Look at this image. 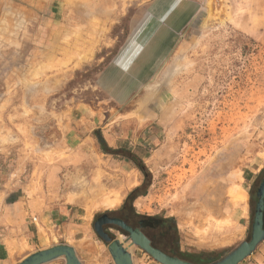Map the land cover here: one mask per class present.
Segmentation results:
<instances>
[{
	"label": "rangeland",
	"instance_id": "obj_1",
	"mask_svg": "<svg viewBox=\"0 0 264 264\" xmlns=\"http://www.w3.org/2000/svg\"><path fill=\"white\" fill-rule=\"evenodd\" d=\"M263 180L264 0H0V240L22 245L5 264L61 244L116 264L103 214L211 263L252 238Z\"/></svg>",
	"mask_w": 264,
	"mask_h": 264
},
{
	"label": "water",
	"instance_id": "obj_2",
	"mask_svg": "<svg viewBox=\"0 0 264 264\" xmlns=\"http://www.w3.org/2000/svg\"><path fill=\"white\" fill-rule=\"evenodd\" d=\"M259 195L260 198L253 225L252 238L249 241L242 242L233 251L221 259L207 264H239L247 256L251 255L258 244L264 240V181L261 185ZM104 221L105 220L103 218L99 219L95 223V230L105 241L109 242V250L115 263L134 264L132 253H130L128 248L125 247V244L119 239L112 240L111 237L104 231ZM109 221L119 224L129 233L125 243H130L129 245L131 246H139L162 264H197L169 255L161 249L154 247L149 238L139 228H133L119 219H109ZM61 257L66 259V264H83L77 255L76 249L73 246L66 244L56 245L51 248L35 252L27 256L19 264H44Z\"/></svg>",
	"mask_w": 264,
	"mask_h": 264
},
{
	"label": "flooded vegetation",
	"instance_id": "obj_3",
	"mask_svg": "<svg viewBox=\"0 0 264 264\" xmlns=\"http://www.w3.org/2000/svg\"><path fill=\"white\" fill-rule=\"evenodd\" d=\"M258 197L260 198V195L259 194H258ZM102 218L105 220L104 223H103V229L111 237L112 240L120 239V241H121V238H120V235H122L121 232L124 234L123 236L125 237V240L129 236V233L122 226H120L119 224H117L115 222L109 221V219H119V220L125 222L127 225H129V226H131L133 228H139L149 238V240L151 241V244L154 247H156L155 244H154L153 236H151L150 233H148L146 231V229L156 230L157 225H155L152 221L146 220L144 218H139L137 221H134L131 218H129L128 216H126V215L123 216V215H108V214H103L102 216H100V217L97 218L96 222L99 219H102ZM94 227H95V225H94ZM114 227L117 228V231L115 229H113ZM121 242L124 243L125 244V247H127L128 250H129V252H131V250L129 248V244L130 243H125L123 241H121Z\"/></svg>",
	"mask_w": 264,
	"mask_h": 264
},
{
	"label": "crops",
	"instance_id": "obj_4",
	"mask_svg": "<svg viewBox=\"0 0 264 264\" xmlns=\"http://www.w3.org/2000/svg\"><path fill=\"white\" fill-rule=\"evenodd\" d=\"M131 71H132V73H134L135 70L132 68ZM139 76H140V74L137 73V75L134 74V76L132 78H138ZM131 84L132 85L127 84V89H128L129 93L135 92V90L137 89L136 84H138V83L133 81V83L131 82ZM40 220H41L40 213H37L36 215H32L30 217V222L33 225L38 224V222H40ZM17 240H18V237L13 238L12 236L11 237L8 236L7 238L5 237V238H2L0 240V263L1 264L2 263L5 264L7 262H10L15 257V253H16L17 249L19 247L22 248V245L21 246L18 245ZM17 245H18V247H16ZM11 249L13 250V252L11 251Z\"/></svg>",
	"mask_w": 264,
	"mask_h": 264
},
{
	"label": "bare ground",
	"instance_id": "obj_5",
	"mask_svg": "<svg viewBox=\"0 0 264 264\" xmlns=\"http://www.w3.org/2000/svg\"><path fill=\"white\" fill-rule=\"evenodd\" d=\"M4 106V105H3ZM6 107V106H5ZM3 108V107H2ZM7 138V137H6ZM121 238H123V235H120ZM120 240V239H119Z\"/></svg>",
	"mask_w": 264,
	"mask_h": 264
}]
</instances>
